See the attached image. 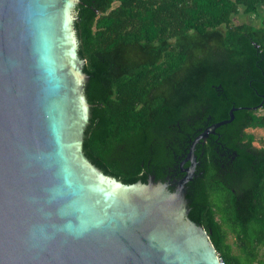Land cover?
I'll return each instance as SVG.
<instances>
[{
	"label": "trees",
	"instance_id": "1",
	"mask_svg": "<svg viewBox=\"0 0 264 264\" xmlns=\"http://www.w3.org/2000/svg\"><path fill=\"white\" fill-rule=\"evenodd\" d=\"M76 26L82 150L104 175L179 180L196 137L238 109L195 147L190 211L224 264H264V0H79Z\"/></svg>",
	"mask_w": 264,
	"mask_h": 264
},
{
	"label": "water",
	"instance_id": "2",
	"mask_svg": "<svg viewBox=\"0 0 264 264\" xmlns=\"http://www.w3.org/2000/svg\"><path fill=\"white\" fill-rule=\"evenodd\" d=\"M77 4L0 0V264H220L187 184L196 145L238 109L196 137L179 180L104 175L82 150Z\"/></svg>",
	"mask_w": 264,
	"mask_h": 264
},
{
	"label": "rangeland",
	"instance_id": "3",
	"mask_svg": "<svg viewBox=\"0 0 264 264\" xmlns=\"http://www.w3.org/2000/svg\"><path fill=\"white\" fill-rule=\"evenodd\" d=\"M244 19H246L248 21H251L252 23H257V18H254L253 16L252 17L250 16V18H248V17L242 16V15L240 17H236V18L234 17L233 18V22H235V23L236 22H240V21H242ZM253 133H254L255 138L258 139V141H256L254 143L255 146L256 147L264 148V131H262V130H255V131H253ZM232 241H233L232 238H228V242L231 243Z\"/></svg>",
	"mask_w": 264,
	"mask_h": 264
},
{
	"label": "flooded vegetation",
	"instance_id": "4",
	"mask_svg": "<svg viewBox=\"0 0 264 264\" xmlns=\"http://www.w3.org/2000/svg\"><path fill=\"white\" fill-rule=\"evenodd\" d=\"M208 139H209V137L204 141V143H206L207 141H208ZM203 143V142H202ZM219 145V144H218ZM225 173H226V177L228 176V174H229V171L228 170H225ZM242 210V208L240 207V212L242 213L243 211H244V208H243V210ZM230 238H231V236H230Z\"/></svg>",
	"mask_w": 264,
	"mask_h": 264
},
{
	"label": "built area",
	"instance_id": "5",
	"mask_svg": "<svg viewBox=\"0 0 264 264\" xmlns=\"http://www.w3.org/2000/svg\"><path fill=\"white\" fill-rule=\"evenodd\" d=\"M220 264H224V263L220 260Z\"/></svg>",
	"mask_w": 264,
	"mask_h": 264
}]
</instances>
